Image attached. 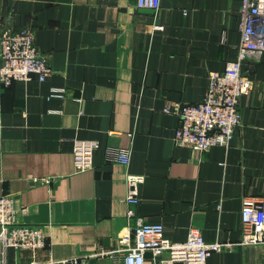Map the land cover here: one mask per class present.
<instances>
[{"label":"crops","instance_id":"obj_1","mask_svg":"<svg viewBox=\"0 0 264 264\" xmlns=\"http://www.w3.org/2000/svg\"><path fill=\"white\" fill-rule=\"evenodd\" d=\"M242 2L161 0L155 16L136 0H0V32L30 29L52 69L45 81L0 84V196L47 236L35 253L8 250L9 264H124L91 256L143 224H162L173 242L196 227L208 242L239 244L244 198L264 197V54L242 64L254 86L230 146H176L180 119L164 109L202 102L210 76L238 59ZM75 140L99 142L93 170L75 172ZM121 149L128 165L114 161ZM127 174L144 177L133 217ZM208 264H264V243Z\"/></svg>","mask_w":264,"mask_h":264},{"label":"built area","instance_id":"obj_2","mask_svg":"<svg viewBox=\"0 0 264 264\" xmlns=\"http://www.w3.org/2000/svg\"><path fill=\"white\" fill-rule=\"evenodd\" d=\"M140 9L151 10L155 16L160 10L161 0H136ZM241 45L238 59L230 63L224 74H212L205 98L198 104L177 103L167 106L164 112L180 119L174 137L176 146L191 147L198 153L216 146H230L235 130L242 124L241 98L253 89V81L244 76L242 64L258 60L264 54V0H243L240 8ZM156 30L164 27L156 24ZM52 74L48 56L36 48L34 35L28 28L18 32H0V84L14 81H30L36 76L45 81ZM100 148L94 140H75L73 150L76 173L94 169V157ZM114 161L129 164L130 152L126 149L115 152ZM42 182L50 183L43 179ZM128 193L126 203L130 206L128 217L135 216L143 176L126 175ZM20 209L13 195L0 196V264H9L10 249L37 252L46 246V232L38 226L18 221ZM22 211V210H21ZM242 239L239 244L208 242L201 231L192 227L184 242H173L164 236L162 224H143L134 236L126 235L111 251L98 252L91 257L123 255L124 264H147V255L153 264H208L214 253H222L236 245L249 246L264 243V197H246L241 210ZM78 258L59 261L57 264H82ZM29 264H43L33 260ZM55 264V263H54Z\"/></svg>","mask_w":264,"mask_h":264}]
</instances>
